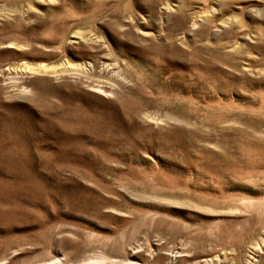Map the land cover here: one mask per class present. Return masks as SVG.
Here are the masks:
<instances>
[{
  "label": "rangeland",
  "instance_id": "obj_1",
  "mask_svg": "<svg viewBox=\"0 0 264 264\" xmlns=\"http://www.w3.org/2000/svg\"><path fill=\"white\" fill-rule=\"evenodd\" d=\"M0 264H264V0H0Z\"/></svg>",
  "mask_w": 264,
  "mask_h": 264
},
{
  "label": "bare ground",
  "instance_id": "obj_2",
  "mask_svg": "<svg viewBox=\"0 0 264 264\" xmlns=\"http://www.w3.org/2000/svg\"><path fill=\"white\" fill-rule=\"evenodd\" d=\"M70 68L72 70H81L83 69L84 67L81 66V65H73V66H70ZM26 71L31 73V74H38V75H45L47 73H51L53 75H58L60 71H57L56 68H53V67H48V66H45V65H39V66H36V67H28L26 68Z\"/></svg>",
  "mask_w": 264,
  "mask_h": 264
}]
</instances>
